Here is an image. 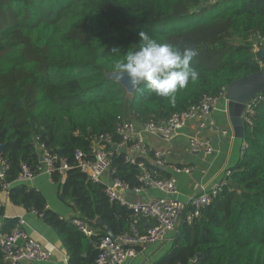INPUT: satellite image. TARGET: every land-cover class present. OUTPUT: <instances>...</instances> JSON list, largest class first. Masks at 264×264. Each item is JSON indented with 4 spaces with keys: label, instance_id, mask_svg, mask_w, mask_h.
I'll use <instances>...</instances> for the list:
<instances>
[{
    "label": "trees",
    "instance_id": "16d2710c",
    "mask_svg": "<svg viewBox=\"0 0 264 264\" xmlns=\"http://www.w3.org/2000/svg\"><path fill=\"white\" fill-rule=\"evenodd\" d=\"M141 31L198 53L193 66L199 78L176 93L175 104L143 83L129 94L108 76L118 71L114 65L126 52L138 49ZM262 69L264 0H0V155L9 165L6 179L14 180L22 164L35 173L33 143L38 138L70 166L63 182L58 173L52 178L61 186L60 196L89 221L95 234L86 236L49 209L33 187L15 183L9 201L35 210L57 233L68 264H90L109 230L117 234L129 229L132 211L110 201L104 185L80 171L75 152L88 155L91 139L101 134L117 141L118 116L138 122L166 119ZM261 95L253 126L243 125L246 148L229 168L227 184L192 223H180L167 250L151 264H264ZM144 164L166 178L161 167ZM111 166L114 178L131 188L139 185L140 168L125 162L123 153L113 157ZM4 223L0 230L8 232L15 219Z\"/></svg>",
    "mask_w": 264,
    "mask_h": 264
},
{
    "label": "built area",
    "instance_id": "2783aa9c",
    "mask_svg": "<svg viewBox=\"0 0 264 264\" xmlns=\"http://www.w3.org/2000/svg\"><path fill=\"white\" fill-rule=\"evenodd\" d=\"M225 91V88L222 89L216 97L203 96L188 109L172 113L166 119L150 118L145 122H138L134 118L127 119L118 116L115 126L117 141L113 140L112 135L101 134L91 139L88 155L79 150L75 152L76 165L80 171L93 182L103 184L110 201H117L132 211L129 229L113 234V236L108 233L103 236L97 245L96 256L90 264H131V260L138 253L143 252L148 245L164 243L168 236L176 233L180 223H192L199 217L200 209L208 205L227 184L226 177L230 175L229 169L224 171V178L218 183L208 188L201 185L194 195L186 201H181L176 197L178 192L175 177L170 175L166 178H159L144 164L147 158L156 167H162L166 163L163 151L152 150L148 147L145 142L147 135L157 136L168 141L190 121H197L199 128L212 126L211 112L219 99L224 98ZM262 100L263 96L259 93L247 102L240 114L243 125L253 126L254 108ZM221 133L225 135L228 130L223 129ZM33 146L38 157L35 173L27 165L22 164L19 174L12 181L6 179L9 165L0 155V191L7 198H9L11 187L15 183L32 187V181L39 173L47 174L52 181H54L52 175L58 173L60 181H64L67 170L70 168L65 158L58 152L51 151L44 143L38 142V138H35ZM188 147L190 151L205 156L213 152L211 140L204 137H189ZM245 148L246 143L242 140L239 147L240 155ZM122 152L125 162L136 163L140 168L139 185L136 187L131 188L127 183L113 177L112 159ZM149 153H152L151 157ZM138 158L143 160L137 161ZM192 169L193 167L189 165L173 167V171L176 173L188 174ZM105 176L108 177L106 181L104 180ZM149 188L157 189L162 195L137 200L126 198L128 193L141 195ZM2 205L3 203L0 201V207ZM30 212L38 215L35 210ZM12 218L15 219V224L10 231L2 232L0 230V250L3 254V264H42L49 260L52 257V251L44 248L38 240L28 235L25 230L26 221L22 217ZM67 220L86 236L95 234L87 219L71 215ZM62 261L64 264H68L67 253L63 254ZM192 263L193 261L188 264Z\"/></svg>",
    "mask_w": 264,
    "mask_h": 264
},
{
    "label": "crops",
    "instance_id": "0c3cea01",
    "mask_svg": "<svg viewBox=\"0 0 264 264\" xmlns=\"http://www.w3.org/2000/svg\"><path fill=\"white\" fill-rule=\"evenodd\" d=\"M211 116L213 118L212 126L199 128L197 121H190L177 135L168 141H164L157 136L147 135L145 137V142L150 149H158L165 154L166 163L161 167L162 172L164 177L170 175L175 177L178 192L176 197L181 201H186L194 195L201 185L208 188L218 183L224 178V171L235 165L240 157L239 147L242 140L233 137L223 97L217 102ZM223 129H227L228 133L222 135L221 131ZM191 136L210 139L213 146L212 154L205 156L190 151L188 138ZM147 161L150 162L149 158H147ZM178 165H189L193 169L188 174L176 173L173 171V167ZM104 180H108V177L105 176ZM32 187L44 196L47 207L59 216L68 219L71 215H78L70 206L69 200L60 196V184L52 181L47 174H37L32 181ZM160 195L162 193L157 189L149 188L141 195L128 193L126 198L137 200ZM0 201L3 203L0 207V229L6 220L12 217H22L26 221L25 230L28 235L38 240L44 248L50 249L53 253L52 257L42 262V264H64L62 256L66 251L59 236L51 227L46 225L38 215L25 210L21 206L13 205L1 191ZM171 236H168L164 243L148 245L143 252L138 253L131 260V264H151L152 260L159 258L167 250L171 242Z\"/></svg>",
    "mask_w": 264,
    "mask_h": 264
},
{
    "label": "clouds",
    "instance_id": "9594fccd",
    "mask_svg": "<svg viewBox=\"0 0 264 264\" xmlns=\"http://www.w3.org/2000/svg\"><path fill=\"white\" fill-rule=\"evenodd\" d=\"M139 35L138 49L126 52L123 60L114 65L117 75L126 76L134 89L143 83L148 91L175 104L176 93L199 78V72L193 66L197 51L160 43L144 31Z\"/></svg>",
    "mask_w": 264,
    "mask_h": 264
},
{
    "label": "water",
    "instance_id": "95a60500",
    "mask_svg": "<svg viewBox=\"0 0 264 264\" xmlns=\"http://www.w3.org/2000/svg\"><path fill=\"white\" fill-rule=\"evenodd\" d=\"M108 76L118 81L127 93L132 94L134 92V88L130 85L126 76L117 75V71L108 74ZM262 92H264V69L240 77L226 87L224 95L225 111L233 137L243 138V124L240 114L247 102ZM2 148L3 145L0 144V153ZM58 153L60 154V152ZM97 222L102 225L101 220ZM107 233L113 236L110 230Z\"/></svg>",
    "mask_w": 264,
    "mask_h": 264
}]
</instances>
